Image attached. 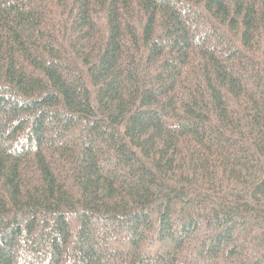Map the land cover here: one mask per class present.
Wrapping results in <instances>:
<instances>
[{"label": "trees", "instance_id": "obj_1", "mask_svg": "<svg viewBox=\"0 0 264 264\" xmlns=\"http://www.w3.org/2000/svg\"><path fill=\"white\" fill-rule=\"evenodd\" d=\"M0 264H264V0H0Z\"/></svg>", "mask_w": 264, "mask_h": 264}]
</instances>
